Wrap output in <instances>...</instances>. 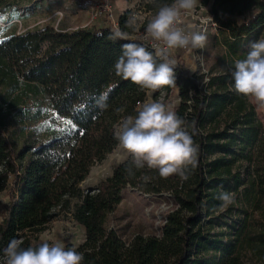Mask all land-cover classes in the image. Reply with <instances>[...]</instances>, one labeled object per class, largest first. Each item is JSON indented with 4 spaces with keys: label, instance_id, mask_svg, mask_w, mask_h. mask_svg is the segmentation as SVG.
Segmentation results:
<instances>
[{
    "label": "trees",
    "instance_id": "1",
    "mask_svg": "<svg viewBox=\"0 0 264 264\" xmlns=\"http://www.w3.org/2000/svg\"><path fill=\"white\" fill-rule=\"evenodd\" d=\"M21 1L0 0V20ZM164 3L172 0H148L144 8L153 15ZM208 4L225 37V73L211 77L207 91L177 63L176 86L153 96H175L173 111L198 130V164L186 180L161 178L147 167L129 177V160L97 187L82 186L92 167L119 146L115 131L122 118L136 116L150 92L115 74L123 44L154 50L138 33L135 41L108 38L116 29L131 32L129 11L118 15L116 27L105 16L89 28L36 27L0 37V114L19 105L18 123L34 128L21 148L0 128V194L8 199L0 212V264L13 238L24 248L41 244L38 237L57 210L84 229L77 248L83 264H246L251 255L264 257V221L254 217L264 210V127L248 98L232 90L231 76L233 62L246 58L264 29V0ZM120 107L125 111L118 114ZM128 187L170 193L175 207L159 237L139 235L126 244L107 229ZM221 192L233 194L234 203L223 208Z\"/></svg>",
    "mask_w": 264,
    "mask_h": 264
},
{
    "label": "clouds",
    "instance_id": "2",
    "mask_svg": "<svg viewBox=\"0 0 264 264\" xmlns=\"http://www.w3.org/2000/svg\"><path fill=\"white\" fill-rule=\"evenodd\" d=\"M156 4V0H150ZM198 0H172V3L156 5L157 10L147 21L145 35L154 41L153 51L142 44L129 42L122 45L121 55L114 64L115 74L130 80L141 89L155 92L164 87L176 86V60L174 50L203 49L206 35L193 24L183 27L182 17L190 14ZM142 21L133 15L125 27L131 32L116 29L108 38L112 41H135L134 33L140 31ZM232 90L248 98L257 110H264V37L251 45L244 59L233 62ZM123 113V107L115 110ZM198 134L194 124L187 123L163 102L144 103L136 116H124L119 123L115 138L119 146L131 156L126 173L145 167L158 171L161 178L176 175L188 178L190 169L198 164L199 146L193 136ZM147 182L150 177L143 176ZM218 199L222 207L234 203V195L221 192ZM18 239H11L3 248L4 264H83L84 254L75 246L66 247L61 242H43L35 247L24 248Z\"/></svg>",
    "mask_w": 264,
    "mask_h": 264
},
{
    "label": "rangeland",
    "instance_id": "3",
    "mask_svg": "<svg viewBox=\"0 0 264 264\" xmlns=\"http://www.w3.org/2000/svg\"><path fill=\"white\" fill-rule=\"evenodd\" d=\"M112 1L114 18L117 19L118 15L127 11L131 13L130 18L133 15L138 17L142 21V26L137 32V36L147 40L153 46L155 42L147 37L144 32L147 21L152 16L144 8V3L148 0ZM114 1L119 5V7L116 6L117 10H115L114 4L116 2ZM210 1L198 0L197 7L190 14L182 17L183 27H187L188 24L196 25L206 35L205 47L196 50L177 49L172 53V58L176 60V64L182 65L192 78L196 77L201 87L207 91L210 89V78L225 73L229 61L226 58L227 50L223 44L225 37L220 33L209 10L208 2ZM96 6V0H22L20 6H13L4 15V20H0V37L12 32L23 33L36 27L52 26L59 31L89 28L97 23V21L92 20ZM142 34L145 35L144 38L139 36ZM261 37H264V29L260 34L253 37L252 44ZM153 96L154 92L150 91L144 103L159 101L173 110V106L178 101L175 96H171L169 99L164 94L158 99H154ZM248 102L255 109L256 117L264 127V110H257L256 105L249 99ZM143 104L139 106V109ZM18 108L19 105H16L13 109L1 112L0 128L12 143L21 148L25 143L31 141L34 128L28 124L20 125L18 123L15 115ZM129 160H131V156L118 146L104 161L96 163L92 167L89 177L82 186L84 188L97 187L112 175L117 164ZM121 197L120 204L107 218V229L116 231L126 244H130L139 235L159 237L166 216L175 207L170 193L154 196L128 187L122 192ZM7 200L4 194H0V212H2L3 205ZM254 217L264 221V210L255 211ZM38 240L41 243L61 242L65 246L79 248L85 240V234L84 229L74 223L69 213L57 210L53 213L46 230L39 235ZM246 264H264V257L251 255L250 261H247Z\"/></svg>",
    "mask_w": 264,
    "mask_h": 264
},
{
    "label": "built area",
    "instance_id": "4",
    "mask_svg": "<svg viewBox=\"0 0 264 264\" xmlns=\"http://www.w3.org/2000/svg\"><path fill=\"white\" fill-rule=\"evenodd\" d=\"M96 1H97V6H96V9L94 11L92 20L94 21L95 19L108 16L111 23L113 24V26L116 27L117 23H116V20L114 18L113 1L112 0H96ZM213 25H215V24L213 23ZM139 36L144 38L145 35L142 34Z\"/></svg>",
    "mask_w": 264,
    "mask_h": 264
},
{
    "label": "crops",
    "instance_id": "5",
    "mask_svg": "<svg viewBox=\"0 0 264 264\" xmlns=\"http://www.w3.org/2000/svg\"><path fill=\"white\" fill-rule=\"evenodd\" d=\"M117 1V0H116ZM116 1H114V2H116ZM114 6H115V10H117L118 8L117 7H119V5H118V3L116 2L115 4H114ZM117 6V7H116ZM120 12H121V10H119Z\"/></svg>",
    "mask_w": 264,
    "mask_h": 264
},
{
    "label": "snow or ice",
    "instance_id": "6",
    "mask_svg": "<svg viewBox=\"0 0 264 264\" xmlns=\"http://www.w3.org/2000/svg\"><path fill=\"white\" fill-rule=\"evenodd\" d=\"M69 123H71V121H69Z\"/></svg>",
    "mask_w": 264,
    "mask_h": 264
}]
</instances>
